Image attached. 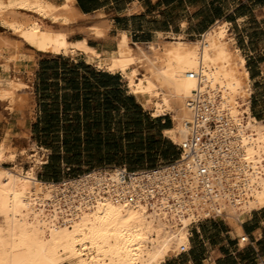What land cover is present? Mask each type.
Returning <instances> with one entry per match:
<instances>
[{"label": "bare ground", "instance_id": "6f19581e", "mask_svg": "<svg viewBox=\"0 0 264 264\" xmlns=\"http://www.w3.org/2000/svg\"><path fill=\"white\" fill-rule=\"evenodd\" d=\"M85 16L67 0H0L1 27L22 38L30 34L43 50H58L67 57L83 53L88 64L120 74L129 94L151 106L154 116L170 111L174 135L169 138L174 142L187 132L188 98L196 89L207 93L219 108H227L236 128L231 154L210 164L212 194L194 180L192 197L185 200L165 186L164 178L158 194L141 193L131 200L128 186L134 187L138 179L122 182L117 169L56 183L37 179L33 168L3 167L10 138L6 130L0 138V264H161L177 256L182 246L189 247L188 227L195 213L205 210L230 219L240 231L245 213L264 208V118L250 113L245 60L229 40L226 23L217 21L195 41L160 39L145 47L118 38L115 52L109 53L87 45V38L104 37L106 29L99 23L83 26ZM43 21L64 31L51 27L50 37L45 36ZM76 32L84 34L82 40H71ZM22 44L0 38V57L7 63L0 67V100L11 109L16 103L22 106L27 85L9 78L8 71L13 67L18 72L22 61L34 63L32 53L20 50ZM200 68L206 77L201 87L188 77ZM8 157L13 161L15 154ZM29 157L41 164L36 150Z\"/></svg>", "mask_w": 264, "mask_h": 264}, {"label": "crops", "instance_id": "0c3cea01", "mask_svg": "<svg viewBox=\"0 0 264 264\" xmlns=\"http://www.w3.org/2000/svg\"><path fill=\"white\" fill-rule=\"evenodd\" d=\"M51 1L56 4L64 2ZM67 2L82 15L87 16L82 19L81 24L88 26L91 23H99L105 27L106 37L87 38V45L100 52L114 53L118 38L127 40L129 44L145 47L160 39L170 41L182 38L185 41H193L200 38L215 22H225L229 40L245 60L244 68L247 70L252 90L249 96L250 113L256 119L264 118V0H67ZM83 37L82 32H76L71 40L80 41ZM78 54L82 55L79 60L70 56L68 58L74 62L87 63L84 54ZM41 55L34 57L36 77L42 60H50L62 53ZM90 65L96 68L93 64ZM122 81L125 82L129 94L127 82L123 78ZM34 94L40 96L37 91ZM137 102L140 104L138 100ZM140 105L147 111L142 104ZM149 110L150 112H147L153 118L160 117L158 126L160 134L171 140L169 138L173 133L171 116H168L169 114L153 116L152 110ZM239 229L241 232L225 218L192 224L189 228L188 251L170 257L161 264H264V208L244 214L239 222ZM242 235L248 238L244 244L239 240Z\"/></svg>", "mask_w": 264, "mask_h": 264}, {"label": "trees", "instance_id": "16d2710c", "mask_svg": "<svg viewBox=\"0 0 264 264\" xmlns=\"http://www.w3.org/2000/svg\"><path fill=\"white\" fill-rule=\"evenodd\" d=\"M36 91L41 114L34 135L40 146L54 150L47 170L60 158L69 170L83 159L114 165L128 158L135 163L126 167L137 169L155 166L159 157L170 161L178 156L158 131L160 117L143 110L119 74L55 55L40 62ZM142 135L145 142L137 139Z\"/></svg>", "mask_w": 264, "mask_h": 264}, {"label": "built area", "instance_id": "2783aa9c", "mask_svg": "<svg viewBox=\"0 0 264 264\" xmlns=\"http://www.w3.org/2000/svg\"><path fill=\"white\" fill-rule=\"evenodd\" d=\"M188 77L195 79L200 87L204 85L206 78L201 68L189 72ZM187 107L191 112V119L186 122L187 132L182 140L178 143L173 142L178 150L176 158L153 167L130 169L123 165L111 169H117L118 177L122 182L130 183L133 178L138 179L134 187L128 186V198L131 200L141 193L146 194L147 197L158 194L164 178L168 179L165 186L173 187L180 198L185 200L192 197L191 186L194 180H197V184L206 194L213 193L214 172L210 164H216L225 155L231 154L232 133L236 128L228 118L227 108H219L217 101L210 100L207 93L200 89L193 91L187 100ZM67 170L69 171V167ZM218 218L223 217L213 213L193 220L191 224ZM239 240L247 242L248 238L242 235ZM188 249L182 246L179 254Z\"/></svg>", "mask_w": 264, "mask_h": 264}, {"label": "rangeland", "instance_id": "374dc122", "mask_svg": "<svg viewBox=\"0 0 264 264\" xmlns=\"http://www.w3.org/2000/svg\"><path fill=\"white\" fill-rule=\"evenodd\" d=\"M67 3H69V2H67ZM43 23L44 24L42 25V31H43L45 36L50 37L49 30L51 27L52 28L53 27H59V29L64 31V29L61 28L60 26L51 25V23H49L47 21H43ZM82 25L87 26L84 24H82ZM89 25L90 24H88V26ZM0 38L3 39L7 44L14 42V41L15 42L21 41L23 44H22V47L20 48V50L23 52L28 51V52L32 53L34 55V57L36 55L42 56L41 54L60 53V51H58V50H43V49H41L38 45L35 44L32 36L30 34H27L24 38H22L16 34H13L11 31H8L7 29H5L1 26H0ZM195 40H193V41H195ZM38 53H41V54H38ZM48 56H53V55H48ZM60 56H63V55H60ZM64 57H66V56H64ZM70 57H72L76 60H79L80 58H82V55L74 54ZM3 58L4 57H2V56L0 57V67L6 68L7 63H6L5 58L4 59ZM32 64L33 63H28L26 61H22V62H19V64L16 66L19 69L18 72L15 71V69L13 67H10V69L8 71V77L10 76L9 78L14 79V80L18 79V80L26 83L27 92L25 95H24V93L22 94L25 96L23 101H22L23 107L17 106L16 105L17 103H16L15 106L12 105L13 108L11 109L8 102H6L5 100H0V138L2 137L3 133L6 130L10 131V138H9L7 144L5 145V147H6L5 151H6V155H8V156L10 153L15 154V158L13 161L10 160L8 156H6V158L3 161V167L9 168V169L16 168L19 171H25L28 168H33V169H35V176L37 179H39V180L44 179V180L53 181V182L58 183V182L74 179V178H76L77 175L80 176V174L83 175V173H86V172L89 173V172H91L89 170H92V169H104V170H107L105 172H111L112 171L111 169H113L114 167H119L120 165L128 166L130 164L135 163L133 161H130L129 158H128V162L124 161L120 164L117 163L114 165H108L106 163L98 164V162L97 163L94 162L92 164H89V162H87V159H83L80 164L75 162L74 165L72 167H70V170L68 171L67 167H66V161L62 160L60 158L59 160H55V163H58V164H54V166L51 170H47L45 168V164L50 160L51 154L54 150L51 148H46L45 145L40 146V143L36 140V137L34 135L35 132H34L33 127H34V124L36 122H38V117L40 116L41 113H40V107L38 104L40 96H38V95L35 96V94H34V93H36V89H37V77H36V73H35V69L37 67L32 65ZM20 92H18V93H20ZM248 101H249V98H248ZM144 107H145V110H147L148 112H150L149 109H151L152 113H153V109L151 108V106L146 105ZM22 108H24V109H22ZM21 114L23 115V117ZM165 114H169L168 116H171V113L168 110L165 111ZM151 118H153V117L151 116ZM172 125H174V124L172 123ZM155 131H157V130H155ZM144 133H145V131H144ZM171 135L173 136L174 134L172 133ZM161 136L163 138H165L166 140H169L167 137H164L165 135H161ZM137 139L141 140L142 142H145L143 135L140 137V139L139 138H137ZM169 141L171 142V140H169ZM34 149L38 152V155L41 158V164H35L33 159L31 157H29V153L32 152ZM45 149L47 151H45ZM62 155H64V154H62ZM155 162H157V164H161L163 162L166 163V160L163 159L162 157H159V158L155 159ZM92 171H97V170H92ZM102 172H104V171H102ZM257 209H259V208H257ZM208 213L213 214L214 212L209 211V210H205L201 213L197 212V213H195V218L193 220H196V218L202 214H208ZM228 220H230V219H228ZM0 221H2L1 215H0ZM191 225L192 224H190L188 228H190ZM189 233H190V231H189ZM241 244H244V243L241 242ZM64 264H70V263L64 262Z\"/></svg>", "mask_w": 264, "mask_h": 264}]
</instances>
